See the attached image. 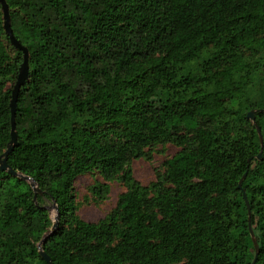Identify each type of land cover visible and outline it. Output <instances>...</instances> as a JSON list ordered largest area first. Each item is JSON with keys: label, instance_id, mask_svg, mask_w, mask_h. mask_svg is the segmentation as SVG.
<instances>
[{"label": "trees", "instance_id": "trees-1", "mask_svg": "<svg viewBox=\"0 0 264 264\" xmlns=\"http://www.w3.org/2000/svg\"><path fill=\"white\" fill-rule=\"evenodd\" d=\"M8 3L31 53L8 162L42 192L0 171V264H49L40 243L54 264H252L249 219L264 264V0ZM1 37L0 10V154L21 61ZM168 142L180 149L142 184L133 160ZM93 171L127 188L97 222L75 190Z\"/></svg>", "mask_w": 264, "mask_h": 264}, {"label": "rangeland", "instance_id": "rangeland-1", "mask_svg": "<svg viewBox=\"0 0 264 264\" xmlns=\"http://www.w3.org/2000/svg\"><path fill=\"white\" fill-rule=\"evenodd\" d=\"M13 60H21L12 45L6 43ZM10 86V82L8 84ZM180 148L171 142L157 144L153 149V158L134 159L132 162L134 177L142 184L148 185L156 180L158 172L165 171V162L173 157ZM107 183L108 191L103 198L97 197L93 192V186ZM75 190L79 204L78 214L86 221L97 222L103 219L115 206L119 195L126 191V186L118 179L107 181L98 171H93L77 177ZM50 204V203H49ZM48 204V205H49ZM55 209L51 210V217L54 219Z\"/></svg>", "mask_w": 264, "mask_h": 264}, {"label": "water", "instance_id": "water-1", "mask_svg": "<svg viewBox=\"0 0 264 264\" xmlns=\"http://www.w3.org/2000/svg\"><path fill=\"white\" fill-rule=\"evenodd\" d=\"M0 10L2 12V19H3V37H1L4 41L5 44L8 43L14 47V49L17 51H20L22 54V59L19 63L18 69L16 76L14 80L10 83L12 87V93H11V99H10V110H11V131H10V140L8 142L7 147L3 151V153L0 154V171L2 172H9L15 176H19L27 181L30 182L32 188L35 191V199L37 197V193H41L40 187L37 185L35 179L31 178L30 176L19 172L18 170L14 169L8 162V157L10 152L13 150L15 145L18 143V133H17V128H16V112H17V105H18V97H19V92L21 88L30 81L31 79V65H30V60H31V53L30 49L27 45H25L21 39H19L13 29L12 26V16H11V7L8 3V0H0ZM7 45V44H6ZM248 118L252 119L255 122V110H250L248 112ZM258 132L260 134V139L263 147V136L261 135V129L258 127ZM262 156V150L259 153L258 157L260 158ZM244 176L241 178L239 182V187L242 188V181L244 179ZM243 195L245 198V201L248 205L249 212L251 211L250 205H249V200L247 198V194L243 190ZM50 212L52 209H55L56 215L54 217V223L51 229V233L54 232L58 226H59V214H58V206L55 201L50 203L49 205L46 206ZM249 229L251 236L253 237L254 245H255V257L253 259L252 264H255L257 261V257L259 254V242L257 238L255 237V232L251 223V219H249ZM40 247V254L45 258V260L49 264H54L53 260L51 259L50 255L42 248L41 243L39 244Z\"/></svg>", "mask_w": 264, "mask_h": 264}]
</instances>
